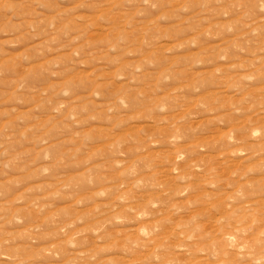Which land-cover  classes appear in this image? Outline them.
Here are the masks:
<instances>
[{
    "label": "rangeland",
    "instance_id": "rangeland-1",
    "mask_svg": "<svg viewBox=\"0 0 264 264\" xmlns=\"http://www.w3.org/2000/svg\"><path fill=\"white\" fill-rule=\"evenodd\" d=\"M0 264H264V0H0Z\"/></svg>",
    "mask_w": 264,
    "mask_h": 264
}]
</instances>
